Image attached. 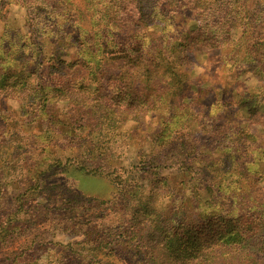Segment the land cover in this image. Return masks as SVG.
I'll return each instance as SVG.
<instances>
[{
    "label": "rangeland",
    "instance_id": "374dc122",
    "mask_svg": "<svg viewBox=\"0 0 264 264\" xmlns=\"http://www.w3.org/2000/svg\"><path fill=\"white\" fill-rule=\"evenodd\" d=\"M24 1L0 0V264H106L113 250L131 263L163 238L157 213L182 261L239 247L264 264V0H150L138 37L122 26L116 45V0ZM143 42L161 67L149 88L190 85L165 109L146 102L118 128L57 94L70 80L117 90L114 60ZM26 77L47 102L14 97Z\"/></svg>",
    "mask_w": 264,
    "mask_h": 264
},
{
    "label": "trees",
    "instance_id": "16d2710c",
    "mask_svg": "<svg viewBox=\"0 0 264 264\" xmlns=\"http://www.w3.org/2000/svg\"><path fill=\"white\" fill-rule=\"evenodd\" d=\"M24 1V0H23ZM45 3L43 5H46V0H43ZM112 1V0H111ZM25 2V1H24ZM30 1H28L29 3ZM71 2V1H70ZM117 7L115 9L116 11V17L118 21L117 30L115 33H113V30L111 29L110 34L115 37V40H112L115 45L118 42V35H120V29L122 26L128 28L129 25L133 26L132 29H130V32L132 33L131 36H137V33L139 31V28L144 27V21L148 20L151 15V11L153 10L152 6L150 5V8L148 6V2L150 0H116ZM28 3H26V6H28ZM93 3H96L93 1ZM33 4V2H32ZM135 4L138 5L137 12L135 9ZM149 8V9H148ZM148 10V11H147ZM132 15L131 18H129V15ZM123 23V25H122ZM127 30V29H126ZM139 39L143 40L142 38H145V33H139ZM133 49V48H130ZM88 52H87V51ZM83 51L84 57L88 61H91L93 55L95 54V51L93 48H86ZM125 51V49L123 50ZM136 52V56L133 58L132 56L125 54L118 58L116 61L122 60L123 62L118 65V68L121 70V74H125V76H131L130 77L131 82L127 83V78H121L119 81V87L117 90H112L110 88H103L99 84L94 85L91 84H82V82H71L69 81L68 87H65V91H57L58 95H64L65 99L67 100H73L80 102V105L74 106L72 105L71 108L74 111H86V110H92L94 112H104V116H106L107 119H109V124L113 125L114 127H118L120 121H129L133 120V118H143L146 109L145 105L146 102L153 103L155 106L156 102L165 104L162 108H166V104H171V100L176 98V96L179 94L176 90L184 89L185 87H189L187 82H182L181 86L177 87L176 83L172 80H169L167 77V82L163 85L164 92H161L158 87L156 88H149L152 83H150V78L154 75H157L161 71L160 64L155 62L154 59L150 58L147 54L148 49L145 47V43L143 42L140 47L134 50ZM92 55V56H90ZM164 56V60H165ZM97 59V58H96ZM160 59V58H159ZM97 61V60H95ZM107 62V59L105 60ZM121 62V61H120ZM171 64L173 62H170ZM165 64V70L167 73L169 72V77H174L175 70L171 64ZM183 67V65H181ZM263 67L264 70V64H262L257 67L259 73L263 74L264 71L261 69ZM95 67H92L90 70L92 74H96L97 71L93 69ZM130 73V75H129ZM173 74V75H172ZM37 77L38 74L36 73ZM124 76V77H125ZM0 92L3 91L5 87V79L7 76L0 75ZM4 78V81L2 79ZM31 77H26L25 79L21 81H15L11 84L10 89H19V91H15V94L17 96H14L16 99L20 98L21 91L24 89H30L29 92L33 96L30 98L29 103L37 106H41L42 102H47L49 100V93L46 91V86L43 85L40 81L38 82L35 87H32V83L30 82ZM124 79V80H123ZM185 84L183 87L182 84ZM159 84V83H158ZM145 85V88H142L141 86ZM66 86V85H65ZM136 87L141 88L139 90L136 89ZM182 88V89H181ZM117 98L118 100L114 103L116 106L114 108L108 107L106 110V107L102 105H106L110 103V101H114V99ZM154 100H153V99ZM155 103V104H154ZM158 105V104H157ZM135 120V119H134ZM89 126V124H82V127ZM119 128V127H118ZM243 133V131L241 132ZM243 146L237 148L242 149ZM59 166L65 165L64 163H58ZM155 209V208H153ZM159 210V208L157 209ZM151 213V212H149ZM157 213V211H156ZM152 214V213H151ZM158 214V219H152L150 226L157 229L160 236H163L162 239H158L159 242H157L152 247H138L137 253L130 256H133V261L131 259V263H123V264H242V249L239 247H235L233 252H230L226 249V247H214L209 252H206L208 254H203L202 259L198 263H194V260L191 258L188 263L186 261H182V259H179L175 255V249L176 247H170L169 243L170 240L166 242L167 239H170L172 236L169 231V225L165 223L164 221L160 220L161 214ZM223 216L220 214L219 218H222ZM250 225V224H248ZM253 225V224H251ZM154 240V238H153ZM146 241V240H145ZM257 250L259 247H256ZM99 260L105 262L106 264H121L116 263L115 258L120 256V258L125 261V258L122 257L118 252L114 250L112 252H101L99 253ZM128 260V259H127ZM257 261V257L255 258ZM133 262V263H132Z\"/></svg>",
    "mask_w": 264,
    "mask_h": 264
}]
</instances>
